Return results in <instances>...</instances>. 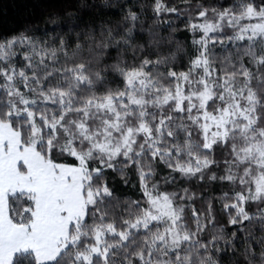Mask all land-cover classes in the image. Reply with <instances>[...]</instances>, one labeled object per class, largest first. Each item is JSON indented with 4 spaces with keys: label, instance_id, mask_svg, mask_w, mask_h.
<instances>
[{
    "label": "snow or ice",
    "instance_id": "1",
    "mask_svg": "<svg viewBox=\"0 0 264 264\" xmlns=\"http://www.w3.org/2000/svg\"><path fill=\"white\" fill-rule=\"evenodd\" d=\"M68 16L0 8V264H264V0Z\"/></svg>",
    "mask_w": 264,
    "mask_h": 264
},
{
    "label": "trees",
    "instance_id": "2",
    "mask_svg": "<svg viewBox=\"0 0 264 264\" xmlns=\"http://www.w3.org/2000/svg\"><path fill=\"white\" fill-rule=\"evenodd\" d=\"M117 2L118 0H108L109 4ZM81 4L103 6L104 0H2L0 8L6 9V19L32 15L43 21L59 15L70 20L68 13L79 12Z\"/></svg>",
    "mask_w": 264,
    "mask_h": 264
}]
</instances>
